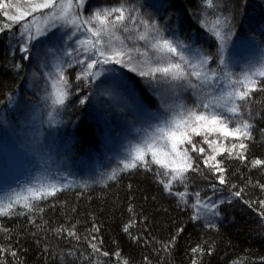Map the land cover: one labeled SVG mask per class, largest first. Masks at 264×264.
Listing matches in <instances>:
<instances>
[{
	"label": "trees",
	"instance_id": "trees-1",
	"mask_svg": "<svg viewBox=\"0 0 264 264\" xmlns=\"http://www.w3.org/2000/svg\"><path fill=\"white\" fill-rule=\"evenodd\" d=\"M89 1H93L90 6L100 8L137 2ZM138 2L144 6L145 18L150 13L164 34L193 49L208 54L217 51L214 36L200 24L204 20L202 14L211 17L213 12L223 16L234 14L233 41H246L254 49L256 45L264 49V0H214L215 9H207L203 0ZM4 21L0 10V26ZM15 28L13 25L11 31L0 33V118L6 116L9 123L17 118L14 112L9 114L13 100L16 97L30 100L25 82L29 70L35 66L34 61L21 59L18 46L13 51L9 49L10 32ZM17 63L22 65L19 71L14 67ZM76 72L74 67L65 71L72 85L71 95L60 106L58 125L49 132L50 144L45 149L49 157L63 165L62 171L71 169L73 175L75 170L64 159H83L91 177L84 182L75 179V183L61 188L55 196L34 201L32 211L17 205L12 214L0 216V249L6 250L0 251V264H123L124 261L127 264H193V261L195 264H264V220L260 217L259 204L264 201L261 187L264 166L253 167L254 160H264V91L252 93L244 110V118L250 119L254 126L252 140L245 141L246 160L227 153L217 156L224 168L225 184L219 183L221 173L205 167L197 153H189L200 171L186 174L184 184L188 189L202 191L204 197L226 198L219 207L222 222L208 227L192 218L191 201L183 203L172 189L171 193L164 190L156 175L158 170L162 174V169L151 165V171L140 166L119 172L120 165L99 152L105 131L89 118L85 106H75L79 98L76 89L80 87ZM130 81L143 106L153 111L156 103L148 90L138 79ZM193 140L197 147H203L199 139ZM233 143L239 142L228 138L222 144L231 149ZM114 169L119 173L117 178L107 180ZM235 192L241 195L236 197ZM125 225L129 226L127 233L123 230ZM69 231L76 236H69ZM173 236L175 242L170 243ZM91 244L100 251H94ZM197 247L202 251L194 253L192 249ZM104 252L108 255L104 256Z\"/></svg>",
	"mask_w": 264,
	"mask_h": 264
},
{
	"label": "snow or ice",
	"instance_id": "snow-or-ice-1",
	"mask_svg": "<svg viewBox=\"0 0 264 264\" xmlns=\"http://www.w3.org/2000/svg\"><path fill=\"white\" fill-rule=\"evenodd\" d=\"M86 4L87 0H16V2L0 0V10H3L4 17L10 22L0 26V33L11 31L13 25L20 24L19 37L23 41L19 44L21 59L29 62L37 60L40 62L39 67H46L44 57L53 53L54 49L47 48L42 52L37 45L43 44L44 41L38 38L44 36L48 39L62 40L63 37H58L52 29L63 28L65 29L63 36L72 39L77 32L84 29L89 34V38L78 40L77 43L83 49L86 59L76 62L86 66L77 75L78 81L83 79L88 83H95L105 72L116 71L115 68H105V65H119L141 78H148L152 84L164 80L172 83L176 88L191 89L196 96L195 102L189 106L177 94L179 103L168 105L166 109L171 112V115L163 119L154 131L130 150L128 156L120 161L119 172L137 169L140 166L146 171H151V164L158 165L164 170L162 174L159 170L156 173L159 183L163 185L165 191L171 193L173 182L184 183L189 171H200L199 165L189 154L191 152L203 158L205 167L210 168L214 173H221L219 183L225 184V177L222 175L224 168L221 167V161L217 160V156L227 153L229 156L235 155L242 161L246 160L244 152L248 145L245 141L252 140L254 126L250 119L244 118V110L252 93L257 90L264 91V49H261L260 56L255 62L250 61L245 69L236 73L232 71L231 65L223 55L229 41L236 35L234 14L232 16L221 14L214 20L200 21L201 26L205 27L218 43L217 51L208 54L201 49H193L191 45L175 38L166 37L164 30L152 19L150 13L145 18L142 14L144 6L138 0L135 3L121 2L112 7L95 8L87 17L83 16ZM203 4L207 9L217 7L214 0H203ZM28 17L32 18L31 21L26 19ZM130 25L133 27L130 28ZM133 30L135 40L145 41L148 45L144 51H141L139 47L127 46L124 39L118 35L121 31L131 33ZM49 32L52 33L51 37H48ZM126 39L131 40L133 37L130 34ZM33 41H36V44H33ZM33 48H36L35 52ZM149 49L156 54L155 63L149 57ZM73 52L79 55L78 49H73ZM133 53L144 59L135 58ZM64 55L71 57L72 52L65 51ZM214 57H216V67L212 68L210 62ZM62 63L67 61H62L56 66V79L52 81L53 91L46 97L51 100L53 108L64 106L66 99L71 95L69 89L72 85L65 76ZM97 65L101 66L98 71L95 70ZM14 67L19 71L22 65L17 63ZM36 75L37 73L34 72L33 76ZM45 75L49 78L52 76L51 73ZM220 81L225 82V88L217 95L210 90L213 84ZM90 95L91 93L80 98L79 104L84 105ZM11 99L10 95L9 100ZM217 109H223V111ZM248 116L251 118L250 109ZM49 117H52L51 111ZM233 123L235 127H231ZM216 134L224 138L232 137L239 143L238 145L233 143L229 149L218 138H212ZM194 136L203 137L202 143L207 144L208 149L202 146L197 147L193 140ZM149 156L151 161L147 159ZM258 165L264 166V160L253 161V167ZM118 174V171L114 169L106 179L115 180ZM261 187L264 188V185ZM59 190L56 184H48L39 187L28 186L20 192L14 191L6 200L0 201V216L12 214L17 205L32 211L35 206L34 201L55 196ZM176 195L182 202L187 203L183 199L186 193H176ZM233 195L239 197L241 193L235 192ZM195 197L196 203L193 207L197 209V212L192 217L194 220L201 218V212L211 216L220 215L218 204L201 201L199 191L195 193ZM259 204L260 217L264 220V201H260ZM18 214L23 215V213ZM208 227H215V225L209 223ZM94 230L99 231L95 226ZM123 230L127 233L129 226L125 225ZM68 235L76 236L72 231H69ZM132 238L136 239V237ZM174 242L175 236L170 243ZM90 247L96 252L100 251L95 244H91ZM168 247L169 245L166 244L165 250ZM0 251L6 250L0 249ZM192 251L196 253L202 249L197 247ZM103 255L107 256L108 253L104 252ZM116 255L119 257L120 254L116 253ZM123 264H127V261Z\"/></svg>",
	"mask_w": 264,
	"mask_h": 264
},
{
	"label": "rangeland",
	"instance_id": "rangeland-1",
	"mask_svg": "<svg viewBox=\"0 0 264 264\" xmlns=\"http://www.w3.org/2000/svg\"><path fill=\"white\" fill-rule=\"evenodd\" d=\"M13 2H16V0H13ZM90 3L92 5L93 1L87 0V4L83 10V16L85 17L90 15L91 11L95 8H100V6L96 5L90 6ZM1 11L5 24L7 23V19L3 15V10ZM213 13L215 14L211 17L203 14L202 17L204 20H214L217 15H220L217 12ZM26 19L31 21L32 18L28 17ZM8 23L10 22L8 21ZM15 25L16 28L10 32V39L8 38V46L11 51L17 46L19 50V44L23 42L19 37L21 26L20 24ZM129 27L132 28L133 26L130 25ZM141 30L143 29L141 28ZM64 31L65 29L63 28L52 29V32H55L58 37H63L62 40L48 39L44 36L38 38L44 41L43 44L37 45L42 52L47 48L54 49V52L44 57L46 67H39L40 62L33 60L37 67V70H34V72L37 75L33 76L30 73L28 81L25 84L26 95H28L30 100L26 102L25 99L16 97L10 107L9 114L14 112L17 114V118H19L15 121V124L9 123L6 116L0 118V201L6 200L14 191L20 192L28 186L39 187L40 185L56 184L61 189L65 185L75 183L77 179L79 182H84L91 177V173L87 169L88 165L83 159H64L75 170L76 175H73L71 169L62 171L63 165L49 157L45 149L46 145L50 144L48 140L49 132L59 122L57 110L60 106L53 108L51 100L46 99L48 94L53 91L52 81L56 79V66L61 64L62 61H67V63H62L61 65L64 72L74 67L77 69L76 77L81 73L82 68L86 66L76 62L77 60L86 59L83 49L77 41L89 38V34L86 30L81 29L72 39H68L67 36H63ZM69 34H71L70 30ZM130 34L133 39H126ZM51 35L52 33L49 32L48 37H51ZM118 35L121 39H124L125 44L129 47H139L141 51H144L148 47L145 41L135 40L134 30L131 33L121 31ZM164 35L168 38H175L167 34ZM33 44H36V41H33ZM73 49H78L79 55L73 52ZM261 49L259 45H256L254 49L246 41L235 42L232 39L229 41L223 55L231 65L232 71L239 73L242 69L246 68L250 61L255 62L259 58ZM35 51L36 48H33V52ZM65 51L72 52V56H65ZM133 56L139 60L144 59L143 57H137L136 53H133ZM149 57L153 63L156 62V54L151 52L150 49ZM100 67L97 65L95 70L98 71ZM104 67L115 68L116 71L114 73L105 72L95 83H88L83 79L78 81L76 79L80 87L76 89L79 98L75 106H85L89 118L98 127H101L102 132L105 131L104 141L98 149L99 152L105 158H110L120 165V161L128 156L130 150L135 145L141 143L146 135L154 131L155 127L163 119L171 115V112L166 109L168 105L179 103L177 94L189 106L195 102L196 96L191 89L186 87L176 88L172 83L164 80H159L158 83L152 84L148 78H141L136 73L129 72L127 68L119 65H105ZM210 67L215 68L216 61H211ZM46 73H51V78L47 77ZM131 78L138 79L151 94L156 103L153 111L146 109L137 98L133 89V83L130 81ZM224 88L225 82L220 81L213 84L210 91L218 95ZM89 93H91L89 99L84 105H80L79 99L88 96ZM217 110L223 111V109ZM50 111L52 112L51 118L49 117ZM231 127H235V123ZM196 138L201 142L203 140V137ZM212 138H218L221 143L228 138L234 139L232 137L224 138L219 136V134L214 135ZM203 147L206 150L208 149L207 144H203ZM147 159L151 161V156L147 157ZM151 165L159 168L158 165ZM175 189L178 191H175ZM196 192L189 190L187 185L180 181L173 182L172 193L175 195L176 193H186L183 199L187 202L191 201L192 205L196 203ZM199 192L201 201L205 203L214 202L220 207L226 201V198L223 197H204L202 191ZM176 197L182 202L178 195ZM220 201H223V203H220ZM193 211L195 214L197 209L193 207ZM196 221L206 226L212 223L216 227L222 222V218L220 215L211 216L210 214L201 212V218Z\"/></svg>",
	"mask_w": 264,
	"mask_h": 264
},
{
	"label": "bare ground",
	"instance_id": "bare-ground-1",
	"mask_svg": "<svg viewBox=\"0 0 264 264\" xmlns=\"http://www.w3.org/2000/svg\"><path fill=\"white\" fill-rule=\"evenodd\" d=\"M34 70H37V67L36 66H34V67H32L30 70H29V72H28V74H27V77H26V82H25V84L27 83V81H28V78H29V76H30V73H34ZM59 109L60 108H58V110H57V114H59ZM19 118H15L12 122V125H14L15 124V121L16 120H18ZM100 136V140H103V137H102V135H99Z\"/></svg>",
	"mask_w": 264,
	"mask_h": 264
}]
</instances>
